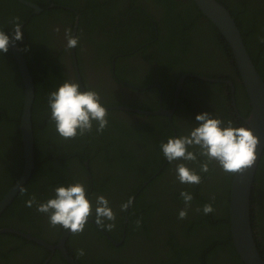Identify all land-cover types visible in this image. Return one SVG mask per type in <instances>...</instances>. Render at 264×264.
I'll list each match as a JSON object with an SVG mask.
<instances>
[{
  "label": "trees",
  "instance_id": "1",
  "mask_svg": "<svg viewBox=\"0 0 264 264\" xmlns=\"http://www.w3.org/2000/svg\"><path fill=\"white\" fill-rule=\"evenodd\" d=\"M8 1L0 2V6L5 8L4 10L12 16V19L19 17L21 25L24 24L21 32L22 40L25 38L26 43H18V47L27 60L35 86L32 108L35 168L23 189L1 214L0 228H15L49 244H57L58 239L66 230L60 226H50L53 231L48 232L45 225L49 223L48 216L38 212L36 205L27 207L26 201L33 195L37 203H45L54 198V190L59 187L58 185L66 187L67 181L76 180L77 174L87 173L83 164L86 158L78 152L88 140L90 143H96L94 140H97L98 149H102L106 146L105 130L117 129L118 133L121 132L120 127H115L117 123H114L115 115L111 111H108V126L100 133L101 138L100 135L97 136L98 125L95 122L92 131L86 133L90 137H95L93 139L91 137L87 140L85 134L75 139L65 140L56 132L55 124L51 120L48 96L69 79L64 74L63 76L59 74L55 63H49L53 59L50 56V39L44 28L45 21L49 17L54 18L55 15L63 13L73 22L78 16L80 29L84 27L93 37L97 35L100 38L102 34H105V43L108 44L106 55L110 58L115 55H122V57L118 56L117 60L132 58L139 53L148 62L153 61L160 64L162 69L176 70L179 69V64H182V71L172 80L176 83L179 75L190 74L184 80L183 93L185 94L191 87H194L195 94H199L198 100L203 96L201 93L210 94L208 99L212 106L207 108L206 112H209L213 118L223 120L225 126L230 120L234 127H245L243 120L239 119L237 113L231 108L230 95L223 93L225 87L223 83H208L192 76L199 73L214 78L215 74H204L194 66L198 64L197 61H204L208 57L213 58V53L217 51L227 60H233L232 51L224 37L202 15L192 0H151L154 6L161 9L160 21L156 24L153 22L151 12L146 10L148 5L140 3L130 5L128 15L121 11L115 15L117 10L114 9L113 0H86L85 5L79 4L77 0H33L43 11L40 14H31V9L16 0ZM217 1L225 6L234 18L251 60L264 81V43H261V37H264V6L249 8L245 4L237 6L224 0ZM92 3L100 6L92 8ZM89 9L90 12L95 11V13H90V18L85 15ZM14 27L12 23L7 27L0 26V30L11 37ZM156 30L160 35H156ZM201 30L203 32L199 33ZM110 39L120 44H114ZM151 39L154 40L158 52L148 51V47L154 49L151 45L140 47L141 44H147ZM94 40L98 41L96 38ZM211 43L216 48H211ZM101 44L103 45V38ZM192 64L193 68L185 71V65ZM233 68L234 74L230 73L227 78L232 80L237 91L241 93L243 91L245 94L242 93L244 100L242 110L238 108L239 114L245 118L250 110V106L247 105L248 97L242 84L236 82V77L239 78L236 64ZM163 79L164 77L157 75L153 81H158L162 83V87H165ZM184 100L182 97V103L185 102ZM22 101L23 84L16 62L8 50L6 54L0 53V200L19 179L22 172L23 158L19 132ZM182 103L179 100L176 112L186 108L185 115L189 112V116L194 113L192 108L182 106ZM102 104L104 107L109 106V104ZM135 107L138 106L135 105ZM247 107L248 110H246ZM191 123L193 128L197 126L196 121ZM192 129L187 132V135ZM184 133L186 131L178 130L176 138L183 136ZM130 134L132 138L137 136L136 133L130 132ZM172 137L170 131L169 138ZM93 150V160L103 158L109 164L110 158L107 151H97L94 148ZM189 151L197 153V161H174L172 163L167 161L162 168L165 161L162 150L153 159L154 165L151 164L149 157L143 161H139L136 157L141 169L137 170L130 165L132 170H136L134 190L139 189L142 183L148 182L128 208L123 242L115 246L97 231L93 223L88 222L82 234L70 233L66 243L69 256L77 264H244L234 249L229 229L230 186L234 175L226 174L215 162L209 163V172H201L200 165L205 162L206 158L199 156V149L196 147L189 148ZM89 162L88 164L91 165L92 157ZM71 163L73 165L69 170L62 169V167L67 168ZM178 163H185L187 167L194 169L201 176V183L198 185L180 183L176 173ZM158 170L160 171L156 174ZM168 179L171 185L163 190L161 195L163 199L155 197L149 203L147 200H142L149 187L160 184L166 186ZM263 180L264 151L255 173L250 202L253 234L257 249L264 259L263 224L261 227V216L263 215L261 207L264 205ZM107 182L109 180L102 181L101 189L98 191H103ZM182 191L193 196L185 219L178 218L179 212L185 208L180 195ZM261 192H263L262 196ZM127 194L126 192L125 195L128 196L126 200L120 201L122 203L115 206V214L119 211L115 221L119 231L118 235L104 230L115 243L121 239L123 219L126 215V211H121V205L132 197L133 191ZM205 204L213 206L214 211L211 214L203 213L202 209ZM90 218L95 220L94 216ZM262 220L264 223V219ZM137 221H140L139 227ZM138 237L141 238L138 247L143 255L136 261L128 262L124 259L123 253L128 243ZM90 246L97 247L99 250L94 251ZM81 249L84 251L83 256L78 255V250ZM50 255L49 250L17 234H0V264H43ZM48 264L68 263L56 250L51 255Z\"/></svg>",
  "mask_w": 264,
  "mask_h": 264
},
{
  "label": "flooded vegetation",
  "instance_id": "2",
  "mask_svg": "<svg viewBox=\"0 0 264 264\" xmlns=\"http://www.w3.org/2000/svg\"><path fill=\"white\" fill-rule=\"evenodd\" d=\"M27 1L34 3L33 0ZM85 1L86 0H77V2H80L79 4L82 5H85ZM224 1L232 5L236 4L237 6L245 4L249 8L253 6H264V0ZM0 2L4 3L9 1L0 0ZM113 3L115 6L114 9L117 10L115 11V15L119 11H121V13L125 15H128L130 5H134L137 3L148 5L146 10L150 11L151 15H153V22L156 24V22L160 21L161 9L157 6H154L151 0H113ZM36 5L39 6L38 4ZM91 6L92 8H98L100 5H94V3H92ZM28 8L32 10L31 14H36L32 8ZM64 8L67 9V7ZM4 9V7L0 6V26L7 27L12 24L13 19L12 16ZM20 9L23 10V8ZM40 9L41 11L37 14H40L43 11L42 8ZM90 13H95V11L91 10L90 12L89 9L86 11L85 15L90 18ZM75 14L77 15V12H75ZM23 26L24 24L21 25V29L23 28ZM44 28H46L47 36L50 39V56L53 59V61H49V63H55L58 66L57 70L59 74H64L65 77L69 79V81L77 82L80 86L81 84H84L83 89L86 88L85 91L95 90L96 92H98L101 97V103L109 104V106L107 107H129L146 112H155L160 109L169 112L174 109L171 118H169L167 115L162 114L139 115L134 112L125 110H107V112L111 111L115 115L114 123H117V126L115 127H120L121 132L118 133L117 129H112L111 131L105 130L106 139L104 141L106 149H98L97 140H94L96 141V143H90L88 139L92 136L90 137L88 134H86V139L88 140V142H86V144L81 147L80 152H78L79 155L82 154L86 158L83 160V164L85 165L87 173L85 172L83 174L82 172H80V174L76 175V180L67 181L66 186L77 182L83 183L88 193V199H90L93 204H95L96 197L101 195L108 200L109 204L116 202V205L121 204L122 202L120 201L124 202L128 197L125 195V193L127 192L128 194H130L132 191L133 194H131V198L134 200L136 195H138V193L145 187V185L143 186V184L147 183V181L142 183L139 189L134 190L133 188V186H136V182L134 180L136 170H132L130 168V165H132L137 170L141 169L136 160V157L139 161H143L145 158L149 157L151 158V164L154 165L153 159L157 157L158 154H160L161 143H167L170 131L173 135L172 138H174V133H176L177 137L178 130L183 132L186 131V133L183 134V136H186L187 132L189 131L187 130L189 122L196 121L194 117L196 115H199L200 111L203 113L206 112L207 108L200 109V103L198 102L199 100L197 97L199 94H195L194 87H191L188 91L185 92V94L183 93L184 83L178 98L175 97V87L177 82L174 83L172 78L176 77V75L180 71H182V64H179V69L176 70L162 69V66L160 64L153 61L148 62L146 58L141 56L142 54L139 53H137L135 56H132V58H120L117 60V57H122V55H115L113 58H110V56L106 55L108 44L105 43V34H102L100 38L97 35H94L93 37L85 30L84 27L80 29L78 27V16H76L75 20L72 22L69 20V17L66 14L60 13L58 15H55L54 18L49 17L48 20L45 21ZM57 29H59V31H57ZM66 29H71L72 36L78 38L77 47L72 49H68L66 47ZM155 29H157V27ZM202 32L203 30H201L199 33ZM158 34L160 35V33H158V31L156 30V35ZM94 38L98 39V41H95ZM102 38L103 45L101 44ZM110 40L114 44H120L115 40ZM144 45L145 47L148 45L153 46L154 49H150V47H148V51L158 52V48L156 47L153 39L149 40L147 44H141L140 47H143ZM211 48H216V46L211 43ZM213 56V58L209 57L211 59L210 61H212L210 62L212 63L211 65H206V60H200L197 61L198 64H196L194 68L196 67L198 71L204 74H215L216 76L214 78L232 81L227 77L230 75V73L234 74L235 72L233 68V65L235 64L234 60H227L222 54H220L219 51L213 53ZM214 63H216V67L213 66ZM192 68L193 64L185 65L184 69L185 71H187ZM78 74L80 76V80H78ZM157 75L164 77L163 80L166 85L165 87L161 86L162 83L153 81V79ZM181 76L179 75V78ZM236 82L238 84H241L238 80V77H236ZM223 84L225 86L223 88V93L225 95H230L231 108L235 113H237V117L239 119L244 118L238 112V108L240 107L239 109H241L244 104V100L242 99V93L244 94V92L242 91L241 93L239 90L237 91L235 87L232 90L231 86L225 83ZM201 94L203 95V103L204 99H207L208 96H211L210 94L206 93ZM217 95H220L218 91ZM182 97H184L185 99V102L183 103L181 101ZM179 100L180 103H182V106L186 105L189 108H192L194 113L190 114V116V112L185 115L186 108L182 109L179 112H176L179 105ZM195 100L197 101L195 102ZM135 105L139 108L135 107ZM247 105H249V101H247ZM235 106L237 110H235ZM246 110H248V107ZM188 111L189 110H187V112ZM130 132L136 133L137 136L132 138ZM96 133L97 136L100 135V133ZM93 138L95 137H92V139ZM93 148L97 151H107L110 158L109 164L105 162L103 158L93 160ZM91 157L92 164L89 165L88 163H90L89 161ZM164 162L161 168L164 166ZM71 165H73V163L69 164L67 168L62 167V169H64L65 171L69 170ZM104 180H109V182H107V185L104 186L103 191H98L101 189L100 185ZM163 190H166V186L164 184L149 187L142 200H147L148 203L155 199V197H158V199L161 200L163 199L161 197ZM118 213L119 211L116 213V216H118ZM92 220V223L97 231L103 234V236L107 239L112 240L104 231V229H101L99 226H97L94 222V219ZM106 223L110 222L106 221ZM262 223L263 220L261 222V227ZM45 225L48 232L53 231V229L50 228L49 223H45ZM111 232L114 233V235H118L119 231L117 229V226L113 230H111ZM122 233L123 228L121 230V237ZM140 239L141 238L139 237L137 239L135 238L131 243H128L127 248L139 246ZM115 246L119 245L115 244ZM53 253H51V255ZM51 255L47 258H50ZM45 261L43 264H48V261L46 263Z\"/></svg>",
  "mask_w": 264,
  "mask_h": 264
},
{
  "label": "clouds",
  "instance_id": "3",
  "mask_svg": "<svg viewBox=\"0 0 264 264\" xmlns=\"http://www.w3.org/2000/svg\"><path fill=\"white\" fill-rule=\"evenodd\" d=\"M12 23L15 27L11 37L0 30V53L6 54L10 45L22 41L19 17L14 18ZM65 39L68 49L77 47L78 38L72 36L71 29L65 30ZM261 43H264V37H261ZM48 106L55 130L62 139H75L77 136L90 133L94 122L98 125L96 128L98 133H102L108 126V112L101 103L99 93L95 90L82 91L80 85L74 81H66L56 91H52L48 96ZM195 120L197 126L189 135L169 138L167 143H161L162 153L169 163L197 161V153L189 151V148L196 147L199 149V156L206 158L200 165V171L204 173L209 172L211 162H215L226 174L231 175H242L254 165L260 140L254 135L251 127H234L230 120L225 126L223 120L213 118L209 112L197 115ZM176 173L182 184L201 183V176L185 163L176 165ZM54 191L55 197L45 203H37L34 195L26 201L27 207L36 205L38 212L48 216L50 226H60L74 235L82 234L94 214V222L101 229L111 231L116 227V214L109 207L108 200L101 195L96 197L93 204L88 199L83 183L59 186ZM180 195L185 208L179 212L178 218L185 219L193 196L186 191H182ZM132 203L133 199L129 198L121 205V211H127ZM202 211L208 215L214 211V208L211 204H205ZM136 223L139 227L140 221ZM78 255L83 256L84 251L78 250Z\"/></svg>",
  "mask_w": 264,
  "mask_h": 264
},
{
  "label": "water",
  "instance_id": "4",
  "mask_svg": "<svg viewBox=\"0 0 264 264\" xmlns=\"http://www.w3.org/2000/svg\"><path fill=\"white\" fill-rule=\"evenodd\" d=\"M17 1L27 7L32 8L36 14L41 11L39 6L30 1ZM192 1L194 2L198 10L202 13V15L218 29L219 33L224 37L232 51L233 60L236 64L239 74L238 80L244 87L250 105L248 116L242 118V120L245 123V126L251 127L253 129L254 135L259 137L260 140V144L256 153L257 159L254 165L250 169L246 170L242 175L236 174L232 178L229 202V229L232 244L240 258V261L244 264H264V259L261 257L256 246L255 236L253 234V229L251 225L250 212L251 194L254 184L255 173L257 171L259 161L264 151V81L260 76L259 72L257 71L253 61L251 60V57L243 42L241 32L237 27L236 22L229 10L217 0ZM25 42V39H23L22 41L16 42L14 45L9 46L10 53L12 54V57L16 62L23 84V101L19 125L23 167L19 179L4 194V196L0 200V216L23 189L24 185L30 179L32 172L35 168V140L32 124V108L35 98V86L32 74L27 64V60L18 47V43L25 44ZM189 76L190 74H183L178 79L175 87L176 98H178L179 93L183 87L184 79ZM192 76L204 82H222L231 86L232 90L234 88L232 81L219 78H212L200 74H195ZM78 80H80L79 74ZM80 87L82 91H85V89H83L82 84ZM106 109L125 110L129 112H134L139 115L162 114L167 115L169 118H171L174 112V109L169 112H166L161 109L155 112H146L129 107H107ZM235 110H237L236 106ZM175 137L176 133H174V138ZM166 162L167 160L165 159L164 164H166ZM159 171L160 170H158L156 174ZM146 184L147 183H144L143 186ZM127 213L128 210L125 212L126 215L123 219L122 237L118 243H115L113 240H110L113 244L115 243L116 245H120L124 240L125 229L127 224ZM92 221V219H89V222L92 223ZM1 233L17 234L49 250L51 253L58 250L63 259L68 264H77L73 260V258L69 256L66 248L67 239L71 233L68 230H66L61 235L60 239L55 245L49 244L38 237L32 236L29 233L21 232L20 230L11 227L0 228V234ZM49 259L50 258H47L45 263L49 261Z\"/></svg>",
  "mask_w": 264,
  "mask_h": 264
},
{
  "label": "rangeland",
  "instance_id": "5",
  "mask_svg": "<svg viewBox=\"0 0 264 264\" xmlns=\"http://www.w3.org/2000/svg\"><path fill=\"white\" fill-rule=\"evenodd\" d=\"M211 59L208 57L207 59H206V61H205V64L206 65H211L212 63H210V62H212V61H210ZM213 66L214 67H216L217 65H216V63H214L213 64ZM199 103H200V109L202 108V109H205V108H209V107H211L212 106V103L209 101V99L207 98L205 101H204V103H203V100H202V98L198 101ZM203 112H201L200 111V113L199 114H202ZM193 128V124L191 123V122H189V124H188V129L187 130H191ZM264 181V180H263ZM264 182H262V184H263ZM170 185H171V182H170V179H168L167 181H166V187L168 188V187H170ZM264 188V187H263ZM263 191H264V189H263ZM263 195V192H261V196ZM263 198H264V196H263ZM117 203V202H116ZM116 203H111V204H109V207L113 210V212L115 213V206H116ZM261 210L263 211V215L261 216V222H262V219H264V205H262V207H261ZM263 224V223H262ZM91 247V249H93L94 251H98L99 250V248H97V247H92V246H90ZM141 255H143V253H142V251L139 249V247L138 246H134V247H130V248H127L125 251H124V253H123V257H124V259L126 260V261H128V262H130V261H136L137 260V258L138 257H140ZM34 255H32V257H33Z\"/></svg>",
  "mask_w": 264,
  "mask_h": 264
},
{
  "label": "bare ground",
  "instance_id": "6",
  "mask_svg": "<svg viewBox=\"0 0 264 264\" xmlns=\"http://www.w3.org/2000/svg\"><path fill=\"white\" fill-rule=\"evenodd\" d=\"M106 162V161H105Z\"/></svg>",
  "mask_w": 264,
  "mask_h": 264
}]
</instances>
